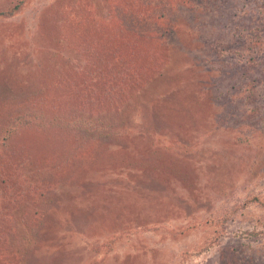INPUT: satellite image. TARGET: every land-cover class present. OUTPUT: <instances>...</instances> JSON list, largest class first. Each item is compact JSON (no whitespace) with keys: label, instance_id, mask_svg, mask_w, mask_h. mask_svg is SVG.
<instances>
[{"label":"rangeland","instance_id":"1","mask_svg":"<svg viewBox=\"0 0 264 264\" xmlns=\"http://www.w3.org/2000/svg\"><path fill=\"white\" fill-rule=\"evenodd\" d=\"M174 3L0 0V264H264V0Z\"/></svg>","mask_w":264,"mask_h":264},{"label":"trees","instance_id":"2","mask_svg":"<svg viewBox=\"0 0 264 264\" xmlns=\"http://www.w3.org/2000/svg\"><path fill=\"white\" fill-rule=\"evenodd\" d=\"M159 2L160 3H162V4H168L167 6H170L171 8H174V7H176V8H181L182 6L179 4V5H177V4H175L174 3V0H159ZM166 5H165V8H166ZM158 8V7H157ZM162 8V7H161ZM159 16V15H158ZM153 19V18H152ZM156 23V22H155ZM155 23H153V22H151V23H148V25H149V28H147V30L144 32V37L143 38H141V40L144 42V41H147V45H149V46H156V44L159 42V41H155L154 39H152V37L150 36V34H155V33H158L157 31L158 30H155V27H156V24ZM156 31V32H155ZM153 34V37H155L156 36V34L154 35ZM156 39V38H155ZM154 41V43H153V41ZM126 47H124V45H119V47H118V49L119 50H126L125 49ZM145 48L147 49L148 47L147 46H145ZM133 53L134 52H137L136 50H134L133 49V51H132ZM134 55H135V53H134ZM156 68V67H155ZM4 86H6L7 87V85H4ZM22 89V91H20ZM23 91H25L24 89H23V86H21V87H15L14 89H12V88H10L9 86L7 87V90H1V94H3V93H7L8 95L7 96H5V97H10L11 98V100H13L15 103H17L18 105L19 104H23L22 102H24V101H26L25 99L27 98V99H29V100H31V97L28 95V96H26V97H23V96H21L20 95V93H22ZM25 112L22 114V115H20L21 117H22V119H21V121L20 122H18V123H15V124H13V132H10L9 134H7L6 136H5V138L6 137H13L14 136V134H17V133H19V131L22 129V132L25 130V129H27L28 128V124H30V125H33V126H37V127H40V125H38V123L36 122H32V119H35V118H37V116L38 115H40V114H37L36 112H33L30 108H26L25 110H24ZM29 114H30V119H28V120H30V121H26L27 120V118L29 117ZM45 114V113H44ZM16 194H18V193H16ZM233 257V263L234 264H253V260L252 259H249L250 261H246L245 259H243V260H241L240 258L241 257H239V256H237V254H234V256H232ZM225 259V258H224ZM229 261H230V263H231V257L229 258ZM245 261H246V263H245ZM228 262V261H227ZM224 264H226V260H225V262H223Z\"/></svg>","mask_w":264,"mask_h":264}]
</instances>
